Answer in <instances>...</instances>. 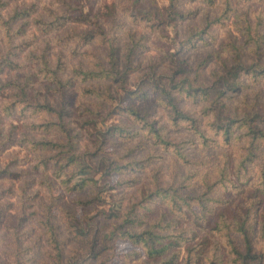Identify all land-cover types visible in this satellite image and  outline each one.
Instances as JSON below:
<instances>
[{"label":"trees","instance_id":"trees-1","mask_svg":"<svg viewBox=\"0 0 264 264\" xmlns=\"http://www.w3.org/2000/svg\"><path fill=\"white\" fill-rule=\"evenodd\" d=\"M18 1L20 0H0V44L3 46L0 53V74L25 70V65L19 61V45H15L13 41L26 35L29 24L42 34L69 25L66 37L74 41L70 56L83 58L91 55L87 67L80 64L71 67L68 76L63 79L65 68L62 62L57 61L51 67L43 53L40 56L30 53L24 59L38 60L39 70L35 73H21L17 79H10L1 85L12 89L7 91L6 102L0 105L3 116L19 112L22 117L25 113H46L55 117L41 123L29 122L25 126L31 132L58 135L57 140L32 138L28 136V132H23L21 138L15 140L14 125L5 133L0 132V150L16 141L28 153L33 154L31 168L40 172L42 185L48 191L55 187L56 181L68 193L82 192L87 186L97 187L93 178H90L91 168L83 160H79L75 152L80 134L75 131L72 123L75 122L88 131L95 129L104 119L107 99L113 98L110 91L112 84L117 86V90L133 98L147 99L149 95H153L160 110L167 112L170 117L168 131L189 132L205 150L217 145L215 137H221L223 145L226 146L242 138L247 142L246 154L240 156L238 164L233 165V178L226 177L224 159L217 166L218 180L212 184L204 182V192L198 195L181 194L179 187L185 186L187 179L195 177L194 173L188 174L189 166L195 164L185 152L186 146L194 143V140L176 141L169 138L165 127L151 119L148 112H141L133 106L116 108L118 114L126 116L130 123L120 120L103 131L99 130L101 143L119 146L120 143L129 142L142 135L153 146H159L163 151L173 154L176 162L186 168L187 176L178 177L177 180L173 176L168 184H163L159 168L148 169V165L157 156L149 154L142 159H129L131 151L114 156L113 151L106 153L101 149L102 144L97 141V137L89 133L95 147L105 156L97 164L103 172L108 175L146 173L151 181L149 186L144 184L139 188L141 190L138 192L137 202L128 205L124 211L115 210L110 216H105L106 220L100 226L86 225L85 228H78L74 223L75 218L68 215L73 218L68 225L69 234L74 235L71 239L85 237L83 241L88 244L90 252L99 240L103 243L110 239L127 240L144 253L146 259L143 264H178L180 250L172 249L181 246H184L187 255L184 264H198L203 258V251L210 254L207 258L208 264H264V250L255 249L254 246L255 237L264 243V209L263 212H258V207L253 205L261 202L256 200L257 193H264V159H258L255 154L261 152L264 156V101L258 103L260 99L257 96L253 102L245 99L241 105L233 102L238 94L250 86L264 84V31L260 28V20L253 24L247 14L241 16L242 24L237 25L243 36L242 44L229 42V50H226L224 59L220 61L219 72L213 71L207 77L185 58V53L194 51L199 45L208 44L206 38L211 37V27L223 26L228 14L232 13V0H222L223 9L220 14L211 18L206 15L199 25L188 27L184 38L179 37L180 27L186 20L196 16L197 8L181 10L179 6L183 0H166V5L157 15L149 11L145 0L118 2L121 6L119 10L114 2L103 10H93L90 6L91 0ZM188 1H201L210 5L214 0ZM234 1L238 3L240 0ZM124 18L137 27L123 29ZM169 29L174 30L176 44L168 41ZM146 30L153 35L148 48L156 52V57L148 62L146 72L136 84V90H128L125 85L134 71L133 62L147 48L144 43ZM121 31L123 34H120ZM124 36L125 41H121ZM156 37L165 39L166 42L153 41ZM90 45L102 47L104 54H91L84 49ZM58 55L56 59L60 60L63 55ZM205 63L199 66L203 67ZM45 78H48L59 93L55 105L50 104L39 90V80ZM77 81L79 85L75 88L73 85ZM91 81H102L104 84L83 85ZM73 89L79 92L80 97L89 96L101 101L93 105L87 100L78 101L79 97L76 98L75 93L71 92ZM188 106L197 116L193 117L185 110ZM71 109L74 110V117ZM208 131L212 132L214 138L206 136ZM255 157L257 158L253 159ZM254 160L259 161L257 181L254 183L256 188L246 189L248 175L245 164ZM9 165L11 163L0 169V181L18 179L19 173L10 171ZM245 177L247 179L244 181ZM223 182L228 183L229 189L235 190L238 197L247 192L245 200H249V205L241 207L235 202L236 198L232 197L226 201L231 205V210H215L208 206L209 203H219L217 198L212 199L208 195L217 184L224 185ZM23 194L24 188L19 195L21 207L15 221L9 212L11 203L0 205V231L5 229L9 241L6 244L9 250L3 253L6 258L13 256L16 264H21L22 253L29 252V247H21L19 241L21 233H27L26 227L20 231L19 229L27 224L29 215L35 213H26L29 207L26 206L27 200L34 195L24 197ZM6 195H11V188H0V199ZM50 200L53 203L55 198L50 196ZM160 201L165 203V209H159L157 214L156 207ZM44 208L45 220L40 224L47 228V241L55 253L52 258L55 264H91L90 259L94 260L98 252L93 256H74L73 261H63L62 247L66 240L57 241V226L52 223L55 215L50 210L51 205H45ZM108 219L112 222H108ZM107 226H110L108 232L105 231ZM214 235H219L222 240L213 239ZM5 239V235L0 232V243ZM195 246L199 252L195 251V258L192 260L191 252ZM210 247H213L212 251H209Z\"/></svg>","mask_w":264,"mask_h":264},{"label":"rangeland","instance_id":"rangeland-1","mask_svg":"<svg viewBox=\"0 0 264 264\" xmlns=\"http://www.w3.org/2000/svg\"><path fill=\"white\" fill-rule=\"evenodd\" d=\"M21 1V0H20ZM18 1V2H20ZM17 2V3H18ZM83 2V1H82ZM116 3V8L119 10L121 6L118 2H125V0H91L90 6L93 10L100 8L103 10L105 6H109L110 3ZM149 11L155 12L157 15L160 9L166 5V0H145ZM14 4V2H12ZM11 3V6L13 5ZM118 3V4H117ZM89 5H86V7ZM181 10L186 11L189 9L197 8V14L193 19L186 20L180 27V38H184L187 33V28L193 25H199L204 17L208 15L210 18L213 16H218L223 9L222 0H214L212 4L207 5L201 1L189 2L188 0H183L179 6ZM232 13L228 14L227 19L224 21V25L212 26L209 30L211 37H207L206 41L208 44L206 46L199 45L194 51H189L185 53V58L194 66L198 67V71H201V74L204 76H209L211 73L219 72L220 61L224 59L226 50H229V42H233L235 45H241L243 42V36L241 35V29L238 27L241 23V16L247 14L248 19L251 23L260 22L261 29L264 31V0H250L243 1L240 0L236 3L232 0L230 5ZM238 24V25H237ZM69 25L64 26L61 29L52 31L48 34H42L34 26L30 25L26 29V35L21 39H15L13 43L19 45L18 50H21V55L19 61L25 65V70H18L16 72H6L0 74V105L1 103L6 102V97L8 95L7 87H2L1 85L5 84L8 80H14L18 78V75L21 73H35L39 70L40 62L34 58L30 60H25L24 58L30 53L40 56L41 53L45 55L46 60L48 61L49 66L54 67L58 62L64 64V74L63 79L68 76L69 69L77 65L82 67H87L89 64V57H71L70 52L73 49L74 41L66 37ZM80 27V26H79ZM136 25H132L127 18L123 20V29L125 28H134ZM141 27V26H138ZM78 28V26H77ZM147 34L146 40L144 43L147 48L142 50L136 59L133 62L134 71L128 78L127 84L125 85L128 90H136V84L139 81L140 77H143V74L147 70L148 62L151 59L156 57V52L148 48L152 36L148 30L144 31ZM169 42L176 44L174 30L169 29ZM120 34H123L122 31ZM157 35V34H156ZM126 37H122L121 41H125ZM153 41L157 42H166L165 39L156 37ZM167 41V42H168ZM22 42V43H21ZM21 43V44H20ZM175 46V45H174ZM89 52L96 55L102 56L104 54L103 48L96 45H90L84 47ZM83 50V49H81ZM246 50V48H244ZM3 51V46L0 44V53ZM61 54L60 60L56 59L57 55ZM59 56V55H58ZM209 56V57H207ZM249 57L246 55V59ZM206 60V63L205 61ZM91 62V61H90ZM205 63L203 67L199 66ZM42 78V75H39V79ZM42 81V82H41ZM39 80V90L41 95L47 99V101L55 105L59 93L56 91L55 87L50 84L48 78L44 80ZM90 83L103 86L104 82L102 81H91L85 82L83 85H89ZM78 81L74 83L73 87L76 88ZM79 85V84H78ZM117 86L114 84L110 85V91L113 95V98L107 99L106 108H104V119L101 120V123L97 125L95 129H90L89 131L84 128H80L77 123H72L75 131H78L80 138L76 146L75 152L79 156V160H83L87 166L91 168L92 175L90 178H93L95 185L87 186L82 192H66L59 182L56 181L55 187L48 191L45 185H42L43 178L40 175V172H36L31 168L33 163L32 153H28L26 149L16 143V141L11 142L10 145H7L5 148L0 150V169L4 168L5 165L11 163L9 167L10 171L19 173L18 179L14 181L4 180L0 181L1 189L11 188V195H6L0 199V205L5 203H11L9 207V212L13 221H15V216L19 215V210L21 207V202L19 201V195L21 194V189L24 188V197L33 198L27 200L28 210L26 211L29 214L31 211L35 213L29 215V221L24 227H20V230L25 229L27 233H21L20 242L21 247H29V252L22 253L20 260L21 264H55V261L52 259L54 256V251H52L51 246L49 245L47 239V228L44 225H41L40 222H43L45 218L43 217V212L45 213V205H51V212L55 215L52 223L56 227V239L58 242L66 240L65 244L63 243L62 259L63 261H73L74 256H93L95 252H98L97 257L91 260V264H143L145 262V255L140 248L132 245L127 240L122 239H110L105 243L100 240L97 241L98 244L92 250L89 251L88 244L85 243L83 237L81 240L71 239L69 234L70 228L68 227L69 223L72 222L75 218V225L78 228H85L86 225L90 227L100 226L104 223L105 216H110L115 210L124 211L127 209L128 205L135 203L139 200L138 192L144 184L149 186L150 178L146 173H123L119 174H107L103 172L101 168L98 167V162L101 158L105 157L103 153L98 150L91 139L89 138V133L94 134L97 137L98 142H102V137H100L98 131L105 130L106 128L112 126L114 123L122 120L123 122L130 123L129 119L126 116L118 114L119 112L115 110L123 106H133L141 112H148L151 119L158 121V125L165 127V131L168 132V137L176 141L179 140H194V143H190L186 146L185 152L188 154L190 161L194 162L195 165L189 166L188 174H195V177L192 179H187L185 181V186L179 187V192L181 194H191L198 195L205 191V183L212 184L217 181L219 178L217 172V166L221 165L226 160V173L227 178H233L232 168L233 165L238 164L240 156L246 154V139L242 138L240 141H237L230 146L223 145L221 137H215L216 146L210 149H203L198 143L194 135H191L185 130L168 131L169 125V115L165 111H161L155 102L153 95H149L147 99H138L133 98L132 96L120 92L116 89ZM75 93L78 101L84 102V100L89 101L92 105L100 102L101 100L94 97H80L79 92L76 90H71ZM259 96L258 103L264 101V84L257 86H250L248 89L238 94L233 102L241 105L243 99L245 101L253 102L256 101V97ZM11 101V98H8ZM183 107V105H181ZM187 112L192 114V116H197L193 112V109L188 106L185 109ZM108 115L106 116L105 114ZM71 115L74 117V110L71 109ZM55 118L54 116L46 113L25 115L22 117L19 112H12L10 115L3 116L0 112V132L5 133L7 129L11 128L12 125L15 126L13 129L14 139H20L23 132H28V136L32 138H50L52 140H57L58 135L55 134H44L31 132L25 126L29 122L41 123L42 121L50 120ZM204 127V124H203ZM206 136L214 138L211 131H208ZM101 149L106 153L114 152V156H119L127 154L131 151V154L128 156L129 159H142L147 155L152 154L157 156V159L148 165V169L159 168L160 177L163 178V184H168L171 180V177H175L177 180L178 177H185L186 168L181 166L173 154L165 152L159 146H153V144L146 140L142 135L131 139L129 142L120 143V145L110 144V143H101ZM51 154V153H49ZM258 159H264V156L261 152H255ZM257 157L253 158L256 159ZM17 158V161H15ZM248 183L245 185L246 189H251V187L256 188L254 183L257 181L258 176V165L259 161L254 160L252 163H246ZM247 179V177L244 178ZM224 185L217 184L208 197L219 200V203H209L208 206L215 210L226 209L231 210V205L226 203L229 198L235 197V202L239 203L241 207H247L249 205V200H245L247 192L244 195L237 196L236 191L229 189L228 183L223 182ZM50 196L54 197L55 200L52 203ZM261 202L258 207V212H263L264 209V193H257V199ZM86 202V204L84 203ZM234 204V203H233ZM156 207V206H155ZM165 209V203L160 201L157 205V214L159 209ZM195 208V207H194ZM253 212V210H252ZM71 215L72 217H68ZM108 222H112L111 219H108ZM14 223V222H13ZM110 224V223H108ZM12 225V224H11ZM5 228V227H4ZM110 226L105 227V231L108 232ZM2 234L5 235V243H0V261L2 264H16L14 257L6 258L4 251L9 250L6 247L8 241L7 232L5 229H2ZM213 239L219 241L222 240L219 235H214ZM13 242L11 235V243ZM195 242V241H193ZM255 249H263L264 243L258 240V237L254 238ZM200 249V247H199ZM172 250H180L178 254V264H184L185 258H187L186 252L184 251V246L175 247ZM198 250V247L195 246L194 251L191 252L193 256L191 259L195 258V251ZM213 247H210L209 251H212ZM199 252V250H198ZM218 252V251H217ZM203 258L199 260L198 264H208V259L210 254H205L203 251ZM14 260V261H13Z\"/></svg>","mask_w":264,"mask_h":264}]
</instances>
